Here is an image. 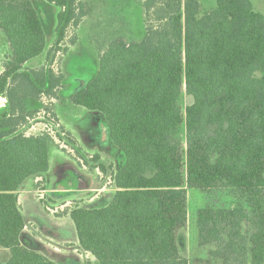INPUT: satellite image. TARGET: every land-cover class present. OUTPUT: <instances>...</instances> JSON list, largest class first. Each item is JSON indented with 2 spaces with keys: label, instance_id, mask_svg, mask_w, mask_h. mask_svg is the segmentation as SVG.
Wrapping results in <instances>:
<instances>
[{
  "label": "trees",
  "instance_id": "1",
  "mask_svg": "<svg viewBox=\"0 0 264 264\" xmlns=\"http://www.w3.org/2000/svg\"><path fill=\"white\" fill-rule=\"evenodd\" d=\"M45 1L57 9L56 45L90 14L83 0ZM143 10L142 38L110 42L94 80L71 96L104 117L124 156L110 201L70 212L79 248L97 264H186L177 234L193 191L204 200L195 217L204 264H264V16L250 0H216L202 16L199 0H144ZM0 31L11 52L0 73V248L10 253L0 264H57L25 245L18 203L47 175L55 145L18 129L33 115L27 102L54 98L63 76L23 68L47 48L31 0H0Z\"/></svg>",
  "mask_w": 264,
  "mask_h": 264
},
{
  "label": "rangeland",
  "instance_id": "2",
  "mask_svg": "<svg viewBox=\"0 0 264 264\" xmlns=\"http://www.w3.org/2000/svg\"><path fill=\"white\" fill-rule=\"evenodd\" d=\"M31 1L43 20L47 48L39 58L29 61L25 69L41 67L46 70L52 69L55 74L63 76V82L56 90L54 98L42 96L38 100L27 102L28 111L33 115L18 132L44 134L50 130L46 134H51L55 147H51L49 151L52 181L45 186L46 183L39 180L37 183L26 184L23 189L26 192H34L59 186L75 187L77 194L73 197L47 196L40 200H36L37 196L34 194H29L34 195L27 199L31 203L30 206H25L24 196L27 193L23 196L21 193L23 189L18 195H22L20 201L24 207L26 220H32L28 228H34V242L37 244L36 247L43 251V255L57 264H97L90 255L80 249L75 251L77 240L70 212L79 207L100 208L110 201L115 190L110 175L122 166L124 156L111 143L104 117L97 112L75 106L71 102V96L94 80L98 71V57L110 42L122 39L129 43L142 38L144 0H83L90 7L89 16L81 19L76 29L69 28L66 38L60 45H56L57 38L54 32L57 9L45 0ZM250 1L255 10L264 16V0ZM215 2L216 0H199L200 16L212 11ZM73 36L77 42L70 46L69 41ZM9 58L10 49L4 34L0 31V69ZM183 103H188L186 97ZM54 107L62 121L81 136V149L92 154L81 152L71 137L61 135L62 132H66L59 125L53 112ZM7 111V99L0 96V115ZM95 156L99 160L96 161ZM101 163L106 167L105 173L99 169L95 171V167ZM76 181L78 185L75 184ZM99 187L103 188L102 192L96 191ZM186 195L187 221L185 227L177 234L179 253L186 260V264H204L208 256L206 250L198 246L195 227L196 212L204 200L197 192L188 191ZM22 237L24 239L27 236ZM7 255L10 257L9 251L0 248V263L6 262ZM210 261L214 264L212 260Z\"/></svg>",
  "mask_w": 264,
  "mask_h": 264
},
{
  "label": "crops",
  "instance_id": "3",
  "mask_svg": "<svg viewBox=\"0 0 264 264\" xmlns=\"http://www.w3.org/2000/svg\"><path fill=\"white\" fill-rule=\"evenodd\" d=\"M251 2V1H250ZM252 3V2H251ZM253 5V4H252ZM253 8H254V6H253ZM255 9V8H254ZM213 10V9H212ZM258 12V11H257ZM10 55H11V52H10ZM40 57V56H39ZM39 57H37V58H39ZM37 58H35V59H37ZM35 59H33V60H35ZM27 64V63H26ZM25 64V65H26ZM25 65L23 66V68L25 69L26 67H25ZM27 66V65H26ZM1 71H2V68L0 69V73H1ZM54 110H53V112H54V114H55V116H56V118L58 119V122H59V125L61 126V128H63V130L66 132V134H68L72 139H73V141H75L76 143H77V145L79 146V148L81 149V146H80V143H82V141H81V136L79 135V133L74 129V128H71L70 126H68L67 124H65V122H63L62 121V118L60 117V115L57 113V111H56V108L54 107L53 108ZM103 125H104V123H103ZM30 131V130H29ZM81 152H83V153H85V154H92V153H87V152H84V150H82L81 149ZM95 154H98V153H95ZM99 156V155H98ZM100 159H101V156H100ZM102 160V159H101ZM98 171V169L95 167V171ZM51 171H52V164L50 163V156H49V170H48V172H47V175L44 177V178H36L35 180H32V181H29L27 184H32V183H37L39 180H42V181H44L45 183H46V185L45 186H47V183L49 184L50 183V181H52V179H51ZM71 184H74V183H71ZM70 184V185H71ZM75 184L76 185H78L79 183L76 181L75 182ZM25 187V186H24ZM102 190H103V188H96V191H99V192H102ZM115 191V190H114ZM31 192V193H30ZM22 193V195L23 194H26L27 193V195H23L24 196V202L26 201V204H25V206H30L31 205V203H30V201L29 200H27L28 198H30V197H32V196H37V199L36 200H40L41 198H43V197H47V196H50V197H52L53 198V196H55L54 198H58V197H65V196H75L76 194H77V189L74 187V188H66V187H61V186H59L58 188H54V187H51V188H45V189H43V190H40V191H34V192H32V191H25L24 189H23V191L21 192ZM29 194H34V195H29ZM22 195H18V203H19V207H20V210H21V213L23 214V216L25 217V214H24V207L22 206V204H21V201H20V199H21V196ZM34 205V204H33ZM28 212V211H27ZM25 219H27L26 217H25ZM27 221V220H26ZM32 220H30V221H27L26 222V226H25V229H24V231H23V234H22V236L23 235H26L27 237L26 238H24L23 239V241H24V243H25V245H27L28 247H31L32 249H34L35 251H37V252H40L41 254L43 253V251L41 252L40 250H39V248L38 247H36V243L34 242V234H35V230H34V228H28V224L31 222ZM34 221V220H33ZM57 222V221H56ZM72 225H73V223H72ZM73 229H74V226H73ZM28 230V231H27ZM75 230V229H74ZM75 232V231H74ZM47 235V234H46ZM48 236V235H47ZM76 240H77V237L75 238ZM76 246L77 247H75V251L78 249H80L79 248V245H78V241H76ZM85 253V252H84ZM7 254V253H6ZM87 255H90V254H88V253H86ZM91 256V255H90ZM7 257H8V259L10 258L9 257V255H7ZM92 257V256H91ZM93 258V257H92ZM8 259L6 260V261H8Z\"/></svg>",
  "mask_w": 264,
  "mask_h": 264
},
{
  "label": "built area",
  "instance_id": "4",
  "mask_svg": "<svg viewBox=\"0 0 264 264\" xmlns=\"http://www.w3.org/2000/svg\"><path fill=\"white\" fill-rule=\"evenodd\" d=\"M57 126H59L58 124H57ZM44 127H46V125L44 126ZM34 129V128H33ZM32 129V130H33ZM31 130V129H30ZM48 131H50V130H47V131H45L47 134H48ZM29 135H34V136H37V135H40V134H32V133H26V136H29ZM61 135L63 136L64 134H63V132L61 133ZM50 137H51V134L49 135ZM52 138V137H51Z\"/></svg>",
  "mask_w": 264,
  "mask_h": 264
}]
</instances>
